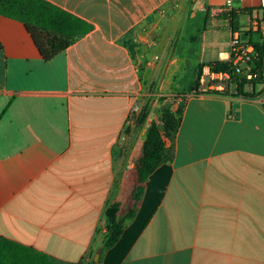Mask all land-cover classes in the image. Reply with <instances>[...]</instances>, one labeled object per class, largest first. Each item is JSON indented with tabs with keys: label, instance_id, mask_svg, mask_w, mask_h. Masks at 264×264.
I'll return each instance as SVG.
<instances>
[{
	"label": "crops",
	"instance_id": "1",
	"mask_svg": "<svg viewBox=\"0 0 264 264\" xmlns=\"http://www.w3.org/2000/svg\"><path fill=\"white\" fill-rule=\"evenodd\" d=\"M45 1L93 30L45 62L25 25L0 15V238L12 242L0 264L97 254L96 264H264L263 87L255 98L181 96L178 130L162 135L171 160L149 176L118 244L99 253L130 208L158 99L183 91L190 59L194 83L199 66L229 58L234 31L264 27L261 0L234 2L252 10L234 30L215 17L226 0H206L203 13L192 0Z\"/></svg>",
	"mask_w": 264,
	"mask_h": 264
},
{
	"label": "trees",
	"instance_id": "2",
	"mask_svg": "<svg viewBox=\"0 0 264 264\" xmlns=\"http://www.w3.org/2000/svg\"><path fill=\"white\" fill-rule=\"evenodd\" d=\"M252 10L220 12L215 17L218 20H227L232 30L235 29V21L239 13H251ZM0 15L22 22L26 30L31 35L35 46L37 47L42 59L45 62L51 61L60 53L66 51L81 37L89 34L93 26L86 21L70 14L69 12L45 1V0H0ZM254 36L258 41H253ZM241 39L254 46L255 58L253 59L252 73L255 76L254 85L259 84L260 77L264 68V44L260 33L243 32ZM211 66L219 71L228 70L230 64L228 61H217L211 63ZM202 66H199L201 70ZM199 70V71H200ZM217 95L227 96L225 93H216ZM234 96L245 98H255L254 93L244 92V83L238 87ZM182 112V111H181ZM180 118L174 115H168L166 118L165 129L169 138L176 134ZM171 151H167L162 135L156 125L149 129L141 154L136 160L133 177L134 183L130 197V208L123 217H115L108 226L107 232L102 242L99 253L102 255L113 249L120 241L126 223L132 220L136 215L137 207L145 191V183L150 175L163 163L171 160ZM12 244L4 238H0V246ZM32 264H56L48 256L38 255V261ZM96 264V262H92Z\"/></svg>",
	"mask_w": 264,
	"mask_h": 264
},
{
	"label": "built area",
	"instance_id": "3",
	"mask_svg": "<svg viewBox=\"0 0 264 264\" xmlns=\"http://www.w3.org/2000/svg\"><path fill=\"white\" fill-rule=\"evenodd\" d=\"M206 0H192L193 9L199 12H206ZM237 0H226L225 12H231L234 2ZM262 8H264V0H261ZM242 32H259L264 44V27L259 21L244 26ZM241 31L236 30L232 34L230 41V56L226 60L230 67L228 70H216L210 64L201 67L197 78L195 91L197 95L225 93L227 95H235L238 87L244 83V92L252 94L258 87L264 88V68L260 77V83L254 85L255 76L251 69L253 68V59L255 58L254 46L241 40ZM137 109V108H136Z\"/></svg>",
	"mask_w": 264,
	"mask_h": 264
},
{
	"label": "rangeland",
	"instance_id": "4",
	"mask_svg": "<svg viewBox=\"0 0 264 264\" xmlns=\"http://www.w3.org/2000/svg\"><path fill=\"white\" fill-rule=\"evenodd\" d=\"M193 59H190L191 68L188 69L189 70L188 75L184 79L185 82H184L183 91H181V90L177 91V92L175 91L176 95H174L173 97H170V101H168L166 103H164L165 100L167 99L166 97H161L158 99L159 103L161 104V107H158V110L156 113V119L154 118V119H152L151 122L148 123L149 124L148 131L152 127V125H156L158 127L161 135H163V137H169L165 133L166 129H165V123H164V122H166L167 116L168 115H174V117L179 118L181 111H182V106L180 105V103L184 99L181 96H183L186 93H192L194 95H197V93L195 91L196 79H195L194 83L191 82V80L193 79V76H195V74H194L195 70L194 69H196L195 65L192 64ZM198 70H197V75L199 73ZM188 82H189V84H188ZM191 83H192V86H191ZM147 104L145 105L144 109L142 110V114L144 116L147 115L146 107L148 108L149 102Z\"/></svg>",
	"mask_w": 264,
	"mask_h": 264
},
{
	"label": "water",
	"instance_id": "5",
	"mask_svg": "<svg viewBox=\"0 0 264 264\" xmlns=\"http://www.w3.org/2000/svg\"><path fill=\"white\" fill-rule=\"evenodd\" d=\"M95 257V262H97L99 260V254H97Z\"/></svg>",
	"mask_w": 264,
	"mask_h": 264
}]
</instances>
